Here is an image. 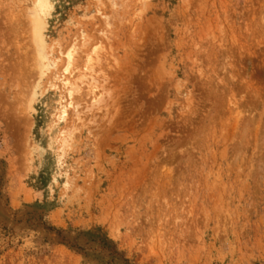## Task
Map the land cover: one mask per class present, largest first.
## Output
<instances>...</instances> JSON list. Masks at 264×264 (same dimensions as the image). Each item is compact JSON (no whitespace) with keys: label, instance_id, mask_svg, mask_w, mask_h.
Here are the masks:
<instances>
[{"label":"rangeland","instance_id":"obj_1","mask_svg":"<svg viewBox=\"0 0 264 264\" xmlns=\"http://www.w3.org/2000/svg\"><path fill=\"white\" fill-rule=\"evenodd\" d=\"M31 3L0 0V264H264V0H51L59 125Z\"/></svg>","mask_w":264,"mask_h":264},{"label":"bare ground","instance_id":"obj_2","mask_svg":"<svg viewBox=\"0 0 264 264\" xmlns=\"http://www.w3.org/2000/svg\"><path fill=\"white\" fill-rule=\"evenodd\" d=\"M28 11V25L30 29V38L32 41V46L34 48V55H35V61H36V71L38 77L41 79L46 74H48L51 69L55 70V72L52 73L50 82V88L54 89V91H57L56 86L57 83H61L62 87L66 89L67 97H68V103L62 104V103H56V115L55 119L57 121V125L60 123H65L68 117V107L73 106V95L79 92L78 85H74L70 79L73 74V64H74V56L72 51H67L63 54L64 56V67L61 71V73H58L57 70V60L53 57V54L47 51L46 48V42H45V29H46V22L48 18L51 15L52 12V4L51 0H32L31 5L27 9ZM147 36L142 38V40H146ZM99 58L96 54V50H93V52L88 55L86 59V71H90L93 73H96L95 67L98 66ZM95 81V80H94ZM99 86L95 85L92 89L96 90ZM75 99V98H74ZM60 99L59 96H57L58 102ZM102 101V94L98 96L93 97L90 107L95 108L98 106ZM59 137L62 140V142L66 143L67 141V135L64 132H59ZM63 143V144H64Z\"/></svg>","mask_w":264,"mask_h":264}]
</instances>
